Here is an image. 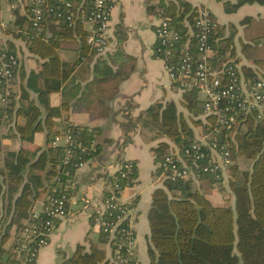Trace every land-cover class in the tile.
<instances>
[{
  "label": "trees",
  "instance_id": "16d2710c",
  "mask_svg": "<svg viewBox=\"0 0 264 264\" xmlns=\"http://www.w3.org/2000/svg\"><path fill=\"white\" fill-rule=\"evenodd\" d=\"M2 1L16 3L12 11L14 19L3 27L0 20L3 32L23 38L28 51L44 60L37 73L29 74L27 88L22 85L19 91L15 88L14 76L18 66L13 70L7 95L3 93L0 80V127L11 123L14 117L24 118L23 123L10 127L11 135L22 144L17 150H3V166L0 169V264H11L14 247L21 240L22 229L31 221L30 211L34 204L38 200L46 204L48 196L53 194V186L58 192L61 190V185H55L54 179L59 176L61 182L65 181V167L71 168L73 162L88 160L91 156L92 151H86L94 135L85 133V139L81 140L86 149L76 148L74 160L71 159L72 162L67 165L62 164L64 148L51 145L53 136L64 125L76 129L79 126L66 120L61 126H56L65 105L52 106L49 99L51 93L61 89L79 59L96 53L86 43L88 31L81 22L82 14L91 8L90 0H43V16L38 25H33L30 0H0V3ZM65 1H71L72 6L66 7ZM217 1H223L228 11H234L245 3L264 4V0ZM160 7V15L168 19L181 36L172 47L176 55L183 50L187 39L189 49L195 50L193 23L197 8L184 0H169ZM153 8V5L149 6V10ZM70 11L74 15L67 20L66 15ZM211 16L215 25L210 32L213 50L210 59L212 66L219 67L232 59L231 41L218 37V24ZM244 20H249V17ZM250 27L256 37L251 43H243L242 49L256 65H264V24L255 21L250 23ZM2 44L8 53L16 55L11 47ZM65 48L78 50V60L72 63L61 60L59 50ZM99 67L102 75L109 74L110 67L106 62ZM240 72L251 80L264 79V74L250 67H244ZM28 89L37 93L38 103L31 98ZM182 92L181 104L191 113L190 116L179 113L172 101L164 105L152 104L142 114L156 128L158 135L167 137L181 149L194 137L195 126L200 127L199 133L208 132L215 126L216 120L215 114L202 113L197 88ZM4 96L5 100H2ZM239 122L237 127L221 130L214 136L217 141L226 143L231 151L225 180L229 197L224 198V204H213L207 197L214 191L213 184H216L209 173H201L196 179L172 181L165 178L162 187L152 191L147 211L149 264H264V119L257 120L254 113L241 112ZM41 130L47 133L45 148L37 146L31 149L23 144L33 142L35 133ZM94 145L97 149L96 143ZM152 150L156 160H159L172 149L168 142L160 141ZM238 157L250 160V169H241ZM134 174L135 167L132 174L120 179L123 189L132 182ZM98 229L102 241H110L111 257L108 258L105 249L91 241L88 247L78 244L63 264H125L116 258V238H110L108 232ZM130 262L137 264L134 259Z\"/></svg>",
  "mask_w": 264,
  "mask_h": 264
},
{
  "label": "crops",
  "instance_id": "0c3cea01",
  "mask_svg": "<svg viewBox=\"0 0 264 264\" xmlns=\"http://www.w3.org/2000/svg\"><path fill=\"white\" fill-rule=\"evenodd\" d=\"M167 1L169 0H114L110 15V44L104 53L78 60V50H59L61 60L78 62L61 89L50 95L52 106L65 105L56 126H61L66 120L74 125L93 128L98 153L76 171V188L71 193L67 216L58 220L48 244L39 252L37 264H63L78 244L88 247L91 241L104 248L107 257H111L110 241H102L98 227L92 222V215L101 204L103 191L108 186V176L125 159L135 163L132 182L124 187L121 195L131 208L136 235V262L149 264L147 211L152 191L162 187L165 179L157 166L152 148L160 141L168 142L172 150L178 146L167 137L158 135L156 128L142 114L152 104L164 105L172 101L179 113L187 117L191 115L181 104L182 90L170 80L163 62L155 53V28L163 18L159 13L160 5ZM184 1L194 8H209L218 24V37L230 39V58L236 59L241 71L244 67H250L253 71L264 74V65H256L242 49L243 43H251L256 37L250 23L257 21L264 24V4L245 3L234 11H228L223 1ZM229 1L233 3L236 0ZM12 4L15 6L16 3H0L1 26L14 19ZM151 5L154 8L149 10ZM5 7L11 12L8 19L2 16ZM246 17L249 20H244ZM90 28L91 24H84L85 30ZM0 42L11 47L18 57L19 65L14 76L16 90L19 91L20 85L27 88L29 74L37 73L44 60L28 51L23 38L5 34L2 27ZM103 62L110 67L108 75H102L98 71ZM28 90L31 98L38 103L37 93ZM202 97L203 94L198 92V98L202 100ZM41 111L44 116L42 108ZM23 122L24 118L18 116L11 123L0 127V169L3 166V150H17L22 144L17 137L11 135L10 127ZM199 131V126L193 128L194 137L199 135ZM46 138V130H41L35 133L33 142L23 144L31 149L37 146L43 149L47 146ZM1 180L0 176V182ZM213 186L214 191L219 192L217 202L221 195L224 198L225 194H229L225 182ZM221 189L224 190L220 191ZM210 201L212 202L211 199ZM41 203L38 200L33 209H39Z\"/></svg>",
  "mask_w": 264,
  "mask_h": 264
},
{
  "label": "built area",
  "instance_id": "2783aa9c",
  "mask_svg": "<svg viewBox=\"0 0 264 264\" xmlns=\"http://www.w3.org/2000/svg\"><path fill=\"white\" fill-rule=\"evenodd\" d=\"M90 1L91 8L82 14L81 22L91 24L86 43L96 54H102L110 44L109 26L114 0ZM42 2L43 0H30L33 25H38L43 16ZM65 6H72L71 1H65ZM12 7H15L14 4ZM73 15L70 11L66 15L67 20L72 19ZM211 15L207 6L197 8V16L193 23L195 52L189 49L187 39L183 50L176 55L172 47L181 36L172 28L168 19L161 18L155 28L157 38L155 53L163 62L170 80L182 91L197 88L198 92L203 94L202 113L216 116L215 126L206 134L193 137L182 149L176 147L156 160L164 178L172 181L196 179L201 173H209L215 183L225 182L226 170L231 162V151L226 143L215 139V134L237 127L241 112L254 113L257 120L264 119V79L245 78L240 72L238 62L233 59L223 62L219 67L212 66L210 32L215 23ZM18 65L17 55L8 53L0 42V80L4 95L9 93L13 70ZM2 100H5V96ZM85 133L94 135L91 127L79 126L76 129L64 125V128L53 136L51 145L64 148L61 160L63 165L72 162L71 159L74 160L76 148L86 149L81 140L85 139ZM94 144V140L87 144L86 152L92 151L89 159L96 155L97 149ZM88 160L78 159L71 164V168L65 167L63 170L67 176L65 181L61 182L59 176L54 179V184H60L61 190L58 192L53 186V194L48 196V202L41 203L39 209L30 211L31 221L26 223L20 233L21 240L14 247L11 264H37L39 252L48 244L51 233L57 228L58 220L67 216L71 197L69 191L76 188V171ZM134 167L133 161L123 160L119 168L108 176V186L103 191L101 204L95 208L92 215V222L98 228L108 232L111 238H116V258L125 264H131L132 259L136 260V235L131 219V208L121 195L123 188L119 181L132 174ZM56 192L58 193L54 194Z\"/></svg>",
  "mask_w": 264,
  "mask_h": 264
},
{
  "label": "rangeland",
  "instance_id": "374dc122",
  "mask_svg": "<svg viewBox=\"0 0 264 264\" xmlns=\"http://www.w3.org/2000/svg\"><path fill=\"white\" fill-rule=\"evenodd\" d=\"M2 16H3L4 19L10 18L11 12H10V9L8 7L3 8ZM199 134L204 135V134H206V132L199 133ZM125 160H129V159H125ZM238 161H239L240 168L243 169V170H247L250 167V165H251L250 160H248V159H246L244 157H238ZM108 180H109V177H108ZM218 195H219V192L213 191V192L209 193L207 195V197H209L212 200L213 204H217V205L219 204L220 205V204H224L225 203L224 198H226L229 194H225L224 198L221 195L220 198H219L220 201L217 202L216 200H218L217 199ZM124 201H126V200L124 199ZM126 202H128V201H126ZM34 210H37V209H34Z\"/></svg>",
  "mask_w": 264,
  "mask_h": 264
}]
</instances>
